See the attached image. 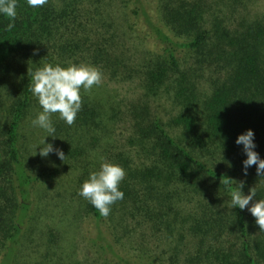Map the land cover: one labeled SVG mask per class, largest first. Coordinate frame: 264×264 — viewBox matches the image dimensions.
I'll use <instances>...</instances> for the list:
<instances>
[{
    "label": "trees",
    "instance_id": "1",
    "mask_svg": "<svg viewBox=\"0 0 264 264\" xmlns=\"http://www.w3.org/2000/svg\"><path fill=\"white\" fill-rule=\"evenodd\" d=\"M201 11L198 3L185 0L164 7L163 20L173 36L146 18L163 53L140 71L145 95L155 96L166 87L179 112L167 123L147 106L135 114L136 140L149 163L132 167L124 152H115L126 175L119 186L124 198L112 205L111 213L116 206H136L144 219L157 217L166 229L184 215L183 225L187 223L188 234L198 241L188 258L191 264H264V231L247 208L232 207V188L223 182L224 177L243 181L247 195L264 178L257 176L255 165L244 175L246 155L243 145L235 143L238 135L252 130L254 151L264 159V21L242 20L230 26L215 19L209 31L202 25ZM16 12L14 21L0 13V264H89L75 263L63 253V234L51 227L40 229L35 257L21 249L25 240L31 242L30 226L39 219L37 197L56 195L72 209L73 218L83 211L98 225L104 221L78 192L89 173L97 170L90 158H97L99 148V159L111 152L107 142L102 143L116 107L105 106L100 98L95 101L94 88L90 93L81 89L82 107L73 125L54 114L56 138L34 127L31 121L42 109L29 90L28 70L45 63L67 67L72 61L63 55L74 54L79 44L61 43L57 49L49 44L57 19L67 14L65 9L57 11L53 0L38 8L17 0ZM10 22L15 26L8 30ZM178 49L191 52L196 64L181 67ZM95 51L93 62L114 66L107 55H100L103 48ZM204 69L215 76L211 91L202 96L198 85ZM44 138L63 151L64 161L55 152L41 157L39 147L34 151L37 145L43 147ZM253 187L256 199H264V187ZM185 198L196 200L195 214L177 208L176 202Z\"/></svg>",
    "mask_w": 264,
    "mask_h": 264
},
{
    "label": "rangeland",
    "instance_id": "2",
    "mask_svg": "<svg viewBox=\"0 0 264 264\" xmlns=\"http://www.w3.org/2000/svg\"><path fill=\"white\" fill-rule=\"evenodd\" d=\"M172 1L53 0L56 10L65 9V16L68 17L57 19V28L49 38V44H56V49L59 44L70 41L79 44L74 54L69 57L66 53L63 55L64 60L98 67L103 73V80L100 86L93 87L96 90L93 92L94 100L98 102L100 98L105 106L111 103L116 107V116L108 124V138L103 134L102 143L107 142L111 152L107 154L106 160L112 163L117 164L115 152H124L130 158L132 167L149 163L146 153L140 152L141 144L136 140L133 127L135 114L144 106L165 123L179 112L170 89L162 87L157 95L147 96L140 79L142 67L163 53V45L153 36L150 26L145 22L146 18L172 35L163 20L164 7L180 0ZM185 1L200 5L202 25L209 31L215 19L230 26H236L242 20L264 21V0ZM174 37L175 40L182 39ZM101 48L104 51L100 53ZM94 49L96 54L107 55L114 66L106 67L99 60L93 62ZM177 55L182 62L181 67L191 66L195 62L192 53L186 49H178ZM214 76L215 72L211 69L203 70L198 85L202 96L211 91ZM168 87L172 88L170 83ZM100 152L99 148L97 158H90L92 168H99ZM256 185L264 187V178L253 186ZM47 192L51 193V189H47ZM176 203L177 208L184 210V213L195 214L197 211L194 198H185ZM36 204L39 219H35L30 226L32 230L28 232L30 236L27 239L31 242L25 240L26 246L21 249L22 254L27 253L32 258L35 257V246H39L41 241L38 239L40 229L47 230L49 227L63 234L62 251L70 255L75 263L169 264L175 261V264H191L188 258L198 247L197 239L188 234L187 223H182L184 215L180 216L176 226L166 229L157 217L144 219L136 206H116L98 225L94 218L84 215L83 211L79 217L73 218L72 209L70 212L56 195L51 199L37 197ZM26 259L28 256L22 257V260Z\"/></svg>",
    "mask_w": 264,
    "mask_h": 264
},
{
    "label": "clouds",
    "instance_id": "3",
    "mask_svg": "<svg viewBox=\"0 0 264 264\" xmlns=\"http://www.w3.org/2000/svg\"><path fill=\"white\" fill-rule=\"evenodd\" d=\"M47 2L48 0H27L28 6L32 8L42 7ZM16 7L17 0H0V13L11 21H14L17 15ZM14 26V23L10 22L7 29L11 30ZM27 74L31 77L29 90L42 109L31 123L34 127L43 129L48 134L46 137L53 138H56V129L51 117L58 114L59 119L69 126L73 125L82 107L81 89L85 93H90L93 87L100 86L103 80V73L98 67L84 63H69L67 67L45 63L35 70H28ZM41 143L43 147L37 145L34 148L35 151L39 147L41 157L55 152L59 159L64 161L66 156L62 150L46 143L45 138ZM235 143L243 145V152L246 155V159L242 161L244 175H247L250 166L255 165L257 176L264 177V159L254 151L256 145L253 131L249 129L238 135ZM100 161L99 168L91 171L88 178L82 182L78 194L94 206L102 217L107 218L112 205L124 198L119 186L126 173L120 165L103 157ZM223 182L232 188L230 191L232 207H239L241 210L247 208L255 218L260 231H264V199H256V188H249L248 194L245 195L242 192L243 181L224 177Z\"/></svg>",
    "mask_w": 264,
    "mask_h": 264
}]
</instances>
